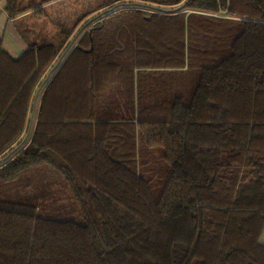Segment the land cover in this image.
Segmentation results:
<instances>
[{
  "label": "trees",
  "instance_id": "trees-1",
  "mask_svg": "<svg viewBox=\"0 0 264 264\" xmlns=\"http://www.w3.org/2000/svg\"><path fill=\"white\" fill-rule=\"evenodd\" d=\"M139 2L0 49V264H264V0ZM46 165L83 223L10 198Z\"/></svg>",
  "mask_w": 264,
  "mask_h": 264
},
{
  "label": "crops",
  "instance_id": "crops-1",
  "mask_svg": "<svg viewBox=\"0 0 264 264\" xmlns=\"http://www.w3.org/2000/svg\"><path fill=\"white\" fill-rule=\"evenodd\" d=\"M84 2L87 1L21 0L22 11L11 17L5 9L6 0H0V49L17 57L30 44L57 43L64 36L60 24L68 19L74 21L75 8L85 10L82 13L90 11L78 8L84 6ZM91 17L87 15L84 19L89 21Z\"/></svg>",
  "mask_w": 264,
  "mask_h": 264
},
{
  "label": "rangeland",
  "instance_id": "rangeland-1",
  "mask_svg": "<svg viewBox=\"0 0 264 264\" xmlns=\"http://www.w3.org/2000/svg\"><path fill=\"white\" fill-rule=\"evenodd\" d=\"M86 1L87 2H84V6L78 8H87L88 10H90L84 12L87 13L89 16L93 15L101 9H104V6L101 5H103L105 0ZM127 1L137 2V0ZM140 2L149 6L155 5L157 7L162 8L172 7V0H140ZM58 7H60V5ZM83 11L76 10L75 8V11H72L76 16L73 20L75 21L76 18L80 14H82ZM67 21L63 24H60V29L62 31L71 28L74 24V21ZM10 198L14 201L37 205L38 212L46 217H52L61 220H74L80 223L84 222V217L80 204L74 197V194L72 193L68 183L62 175H60L55 169H53L49 165L45 166L43 171V177L40 182H37L29 187H19L15 189L11 193ZM261 238L264 239V235H261Z\"/></svg>",
  "mask_w": 264,
  "mask_h": 264
},
{
  "label": "water",
  "instance_id": "water-1",
  "mask_svg": "<svg viewBox=\"0 0 264 264\" xmlns=\"http://www.w3.org/2000/svg\"><path fill=\"white\" fill-rule=\"evenodd\" d=\"M160 9H163V8H161V7H160ZM63 53H64V52H63ZM59 60H60V59H58V60H57V62L55 63V65H54V66H56V65L58 64ZM44 80H45V79H44ZM36 95H37V92H36V94H35V96H34V101H33V104L35 103V98H36Z\"/></svg>",
  "mask_w": 264,
  "mask_h": 264
}]
</instances>
